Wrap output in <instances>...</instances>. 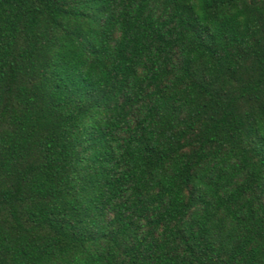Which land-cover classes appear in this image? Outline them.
I'll use <instances>...</instances> for the list:
<instances>
[{"label":"trees","instance_id":"1","mask_svg":"<svg viewBox=\"0 0 264 264\" xmlns=\"http://www.w3.org/2000/svg\"><path fill=\"white\" fill-rule=\"evenodd\" d=\"M0 264H264V0H0Z\"/></svg>","mask_w":264,"mask_h":264}]
</instances>
